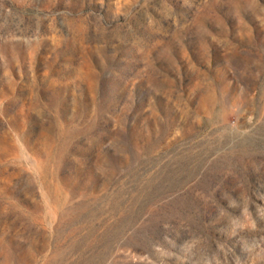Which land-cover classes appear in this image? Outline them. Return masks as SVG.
Returning a JSON list of instances; mask_svg holds the SVG:
<instances>
[{"label":"rangeland","instance_id":"374dc122","mask_svg":"<svg viewBox=\"0 0 264 264\" xmlns=\"http://www.w3.org/2000/svg\"><path fill=\"white\" fill-rule=\"evenodd\" d=\"M0 264H264V0H0Z\"/></svg>","mask_w":264,"mask_h":264}]
</instances>
